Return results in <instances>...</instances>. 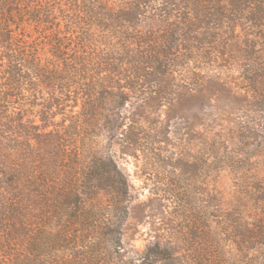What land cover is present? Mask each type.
Masks as SVG:
<instances>
[{
  "label": "trees",
  "instance_id": "16d2710c",
  "mask_svg": "<svg viewBox=\"0 0 264 264\" xmlns=\"http://www.w3.org/2000/svg\"><path fill=\"white\" fill-rule=\"evenodd\" d=\"M248 9L264 0H0V264H264V177L139 249L124 240L127 175L84 143Z\"/></svg>",
  "mask_w": 264,
  "mask_h": 264
},
{
  "label": "rangeland",
  "instance_id": "374dc122",
  "mask_svg": "<svg viewBox=\"0 0 264 264\" xmlns=\"http://www.w3.org/2000/svg\"><path fill=\"white\" fill-rule=\"evenodd\" d=\"M236 17L210 28L212 43L200 36L192 60L183 59L161 86L148 84L146 99L122 106L118 128L108 132L101 122L84 137L127 175V244L143 248L164 222L213 195L229 206L242 196L241 185L264 177V11ZM215 144L224 163L214 159Z\"/></svg>",
  "mask_w": 264,
  "mask_h": 264
}]
</instances>
